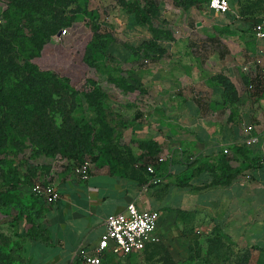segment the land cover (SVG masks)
<instances>
[{"label":"crops","instance_id":"0c3cea01","mask_svg":"<svg viewBox=\"0 0 264 264\" xmlns=\"http://www.w3.org/2000/svg\"><path fill=\"white\" fill-rule=\"evenodd\" d=\"M253 27L206 0L172 5L152 24L126 16L113 66L126 92L118 114L106 112L116 147L87 182L74 172L59 177L60 200L43 203L28 226L30 264H80L77 251L96 246L107 218L131 203L160 213L168 242L195 223L233 248L264 250V140L247 144L244 129L264 130V42ZM151 164L159 182L149 185Z\"/></svg>","mask_w":264,"mask_h":264},{"label":"rangeland","instance_id":"374dc122","mask_svg":"<svg viewBox=\"0 0 264 264\" xmlns=\"http://www.w3.org/2000/svg\"><path fill=\"white\" fill-rule=\"evenodd\" d=\"M162 12L169 10L175 0H157ZM187 1V0H185ZM229 1V0H228ZM234 9L228 13L240 12L251 26L264 17V0H232ZM136 3L145 8V0H76L65 15L66 25L50 38L43 39L42 47L36 49L29 64L40 72L54 73L63 78L69 94V108L75 98L73 116L66 113L59 103L47 104L48 108L34 105L29 108L33 123L38 127L45 142L39 147L28 145L22 152L0 150V247L1 255L10 256L15 264H30L28 258V226L37 223V214L45 203L33 193L37 183H57L63 174L73 172L78 158L91 160L93 164L105 153H111L110 138L105 133L108 120L100 112L98 99L92 86L106 96H111L109 106L118 114L121 110L120 97L126 92L109 72L99 69L109 63L116 67L112 58L106 55L109 42H102L112 34L119 44H124L123 30L126 13ZM7 0H0V26L6 25L3 12ZM234 10V11H233ZM66 34H62L63 30ZM109 33V34H108ZM110 40V38H109ZM136 40V38L130 41ZM27 79L7 78L2 85L5 101L0 102V120L5 114L21 118L25 106L19 103V89ZM94 92V93H93ZM56 96L53 95L51 100ZM68 97V96H67ZM95 101V102H94ZM101 101V100H100ZM15 104V106H14ZM42 111L48 112L46 117ZM98 111V112H97ZM29 118V114L25 115ZM76 120H74V119ZM45 145L48 147L45 148ZM76 155V157H74ZM78 157V158H77ZM160 228V227H159ZM159 235V234H158ZM160 236V235H159ZM177 241L168 242L160 236L139 257L116 260L117 264H264V250H255L245 244L233 248L224 243L215 230L200 231L192 228L177 230ZM2 244V245H1Z\"/></svg>","mask_w":264,"mask_h":264},{"label":"trees","instance_id":"16d2710c","mask_svg":"<svg viewBox=\"0 0 264 264\" xmlns=\"http://www.w3.org/2000/svg\"><path fill=\"white\" fill-rule=\"evenodd\" d=\"M210 1L206 0V3L209 5ZM145 2V8L143 9H140L136 3L126 4L128 6L125 9L127 11L126 16L130 18L132 24H152V19L162 11L157 0H145ZM74 3H76V0H7L8 8L3 12L6 25L4 27L0 26V102H4L7 95H2L4 90L2 82L11 77L13 79L14 77L21 80L27 79V82L20 83L21 89H19L20 91L17 95L19 103H23L26 110H24L21 118L13 116L10 119L9 115L5 114L0 120V150L11 149L14 152H22L28 145L39 147L40 144L45 142V138L42 139V133L37 130L38 127L31 126L32 128H29V123H33L29 108L34 105L42 104V107L46 109L49 103H59L63 104L61 107L69 116L72 114L75 98L70 101L72 103L70 109L68 105L70 96L65 91L66 86L63 83L65 80L54 73L40 72L38 67H33L34 65L29 64V60L35 52L31 46L34 45L36 49H40L43 39L50 38L58 30L65 27L67 23L65 15ZM229 3L230 7L234 6L232 0H229ZM195 4L196 0L174 1L175 6L184 9H189ZM102 42H109L105 49L106 55L116 62L120 52L115 38L109 34L103 38ZM103 65L99 69L105 72H109L110 69L112 79L121 84L122 81L119 75L114 74V70L111 69L109 63H104ZM91 88L95 92L93 93L97 99L99 95L101 96L97 100L99 103L95 105L100 108V113L106 117V112H111L108 96L99 91L97 85ZM53 95L56 97L51 100ZM27 113L29 118L25 116ZM42 114L46 117L49 113L45 112L44 114V111H42ZM104 130L110 138L111 145L113 132L106 123ZM47 147L45 145V148ZM115 147L111 145L112 149H115ZM84 160L88 159L78 158L76 166ZM1 250L2 248L0 247V264H15L12 257L6 256L3 258Z\"/></svg>","mask_w":264,"mask_h":264},{"label":"built area","instance_id":"2783aa9c","mask_svg":"<svg viewBox=\"0 0 264 264\" xmlns=\"http://www.w3.org/2000/svg\"><path fill=\"white\" fill-rule=\"evenodd\" d=\"M210 9L220 13L228 14L231 11L228 0H211ZM1 23V21H0ZM63 30L62 34H66ZM254 36L264 42V17L260 18L253 27ZM264 86V75L262 77ZM247 132V144L258 143L260 139L264 140V130L258 134L256 127L248 125L244 127ZM225 154L229 151L226 149ZM164 159L160 158L158 163H163ZM93 162L84 160L78 164L73 172L84 182H87L93 172ZM147 172L153 176L148 184L159 182L156 164L147 166ZM33 193L36 197L44 200L46 203L56 204L61 195L55 183L41 184L37 183L33 187ZM160 213L155 211H141L131 203L122 213L111 215L106 220V233L99 243L93 248H80L76 257L80 264H105L110 258L125 260L133 254H142L148 246L159 242L158 228L160 222Z\"/></svg>","mask_w":264,"mask_h":264}]
</instances>
